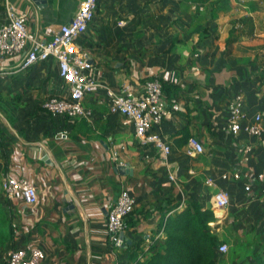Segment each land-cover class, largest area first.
I'll use <instances>...</instances> for the list:
<instances>
[{"label": "crops", "instance_id": "obj_1", "mask_svg": "<svg viewBox=\"0 0 264 264\" xmlns=\"http://www.w3.org/2000/svg\"><path fill=\"white\" fill-rule=\"evenodd\" d=\"M81 1L0 0V23L7 21L10 6L25 17L31 40L48 43L74 20ZM240 22L243 30L236 29ZM77 44L93 65L89 75L96 87L84 98L91 119L71 120L43 109L47 99L68 95L55 61L28 70H20L25 52L0 61L7 111L0 113L6 145L0 163L38 194L34 206L4 199L15 240L1 241L0 252L39 248L45 254L41 264H129L130 247L141 243L145 249L163 235L160 223L172 214H167L172 205L182 210L195 199L214 211L212 230L229 245L218 264L236 263L230 232L244 246L238 237L247 220L250 261L256 238L264 244V185L258 179L264 172V137L242 133L233 140L226 115L229 101L242 96L245 111L264 116V0H99ZM150 79L165 83L166 99L180 105L159 129L172 147L167 162L138 143L131 120L109 109L111 94L125 86L140 92ZM191 141L202 144L204 153L190 154ZM244 144H252L254 153L241 169ZM115 152L120 162L113 159ZM239 169L246 176L241 181L222 180ZM208 179L230 193V207L221 215L213 207L218 189L207 186ZM122 189L137 207L122 235L124 245L117 247L109 239L107 216Z\"/></svg>", "mask_w": 264, "mask_h": 264}, {"label": "built area", "instance_id": "obj_2", "mask_svg": "<svg viewBox=\"0 0 264 264\" xmlns=\"http://www.w3.org/2000/svg\"><path fill=\"white\" fill-rule=\"evenodd\" d=\"M99 0H82L74 20L61 26L48 43L31 40L26 27V19L12 7H6L7 21L0 23V61L5 58L16 57L25 52L20 70H28L39 63L55 61L58 66L60 79L68 87L66 97H51L44 101L43 109L53 116H63L71 120L91 119L92 111L84 106V98L96 87L90 77L93 68L87 53L79 47L77 41L84 36L93 22ZM242 22L236 24L237 30H243ZM31 45L29 47V43ZM242 96H236L227 105V130L233 140H238L242 133L249 138L262 139L264 137V116L262 113L250 114L242 107ZM111 113L119 114L131 120L134 124L136 140L142 146L152 147L159 154L163 162L170 159L171 145L163 138L159 129L164 119L180 110L175 99L168 100L164 95V87L159 79L147 80L142 91L137 92L130 86H125L120 94H111L109 98ZM190 154H203L204 147L197 141H191ZM254 153L252 144L240 147L239 165L245 167ZM118 153H113V159L120 162ZM122 164V163H120ZM177 173V172H176ZM245 171L236 170L225 173L221 178L224 181H241ZM169 179L176 181V174ZM264 185V172L258 175ZM207 186L218 190L213 196V207L218 215L226 211L231 204L228 190L217 187L214 179H208ZM3 192L7 202L24 201L29 206L38 202L36 187L27 180H18L10 175L3 178ZM250 184L245 190L252 191ZM264 201V197H263ZM137 207V200L126 189H122L117 201L111 207L107 216V231L111 243L122 247V235L129 231L128 218ZM228 252V245L219 247L220 254ZM45 254L39 248L8 250L0 264H41Z\"/></svg>", "mask_w": 264, "mask_h": 264}, {"label": "trees", "instance_id": "obj_3", "mask_svg": "<svg viewBox=\"0 0 264 264\" xmlns=\"http://www.w3.org/2000/svg\"><path fill=\"white\" fill-rule=\"evenodd\" d=\"M220 1L227 2V0ZM163 87L165 88V83ZM1 94L0 89V97ZM0 108L1 114L7 113L5 101ZM9 120L12 121L11 118ZM2 134L3 129L0 125V150L2 158H5L6 145ZM2 175L4 178L7 174L6 168L0 163V178ZM179 206L175 204L167 210V214L171 211L172 214L160 223L164 232L162 236L153 238L145 249L142 248L141 243L128 249L129 264H218L219 247L222 242L212 230V224L217 221L214 211L205 208L195 199H189L182 210H178ZM134 213L135 211L129 218ZM11 226V219L0 207V242L4 240L14 242L15 235L10 231ZM252 260L250 264H264V244L260 245Z\"/></svg>", "mask_w": 264, "mask_h": 264}, {"label": "rangeland", "instance_id": "obj_4", "mask_svg": "<svg viewBox=\"0 0 264 264\" xmlns=\"http://www.w3.org/2000/svg\"><path fill=\"white\" fill-rule=\"evenodd\" d=\"M1 91H2V94H1V97H0V101L3 103L5 96H4V91L3 90H1ZM2 103H0V106H2ZM1 120L2 119H0V122H1ZM0 182H1L0 185H3V175L0 178ZM0 193H1V197H0V205L1 206L0 207L3 208L4 211H5V205L4 204L6 202L4 200L5 197H4L3 187H1V186H0ZM242 224L244 225L243 226V230H242V232H241V234H240V236L238 238H240L242 240V242L244 243V246L240 247L239 246L240 244H236L235 243V240L237 238L236 236H238V235L236 234V232L234 234V231L233 230L230 232V237H232V240H233V248L236 249V250H238L237 251L238 254H236L237 257H236V261H235L236 263L235 264H250L253 261L252 259H253L254 253H256L260 249V245H262V243H260L261 240L259 238H256V240L254 238V240H255V243H254L255 244V247L254 248L253 247L250 248L251 251L249 253L251 255V260L248 261V236H249L248 235V230H247L248 229V220H247V222L244 221ZM226 225H229V223H227V224L225 223L224 224V226H226ZM245 225H246V229H244L245 228ZM260 235H262V234H260ZM252 249H253V251H252ZM242 251H243V253H245L244 255H242ZM228 252H229V247H228ZM0 254H5V253L3 251L2 253L0 252Z\"/></svg>", "mask_w": 264, "mask_h": 264}, {"label": "water", "instance_id": "obj_5", "mask_svg": "<svg viewBox=\"0 0 264 264\" xmlns=\"http://www.w3.org/2000/svg\"><path fill=\"white\" fill-rule=\"evenodd\" d=\"M34 2L41 1V0H33Z\"/></svg>", "mask_w": 264, "mask_h": 264}]
</instances>
